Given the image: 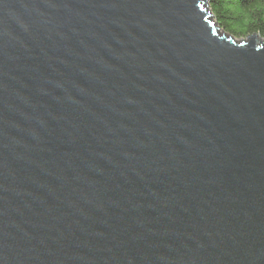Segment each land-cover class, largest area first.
Instances as JSON below:
<instances>
[{"label": "water", "instance_id": "water-1", "mask_svg": "<svg viewBox=\"0 0 264 264\" xmlns=\"http://www.w3.org/2000/svg\"><path fill=\"white\" fill-rule=\"evenodd\" d=\"M208 0H0V264H264V41Z\"/></svg>", "mask_w": 264, "mask_h": 264}, {"label": "trees", "instance_id": "trees-1", "mask_svg": "<svg viewBox=\"0 0 264 264\" xmlns=\"http://www.w3.org/2000/svg\"><path fill=\"white\" fill-rule=\"evenodd\" d=\"M223 31L235 38L264 37V0H209Z\"/></svg>", "mask_w": 264, "mask_h": 264}, {"label": "rangeland", "instance_id": "rangeland-1", "mask_svg": "<svg viewBox=\"0 0 264 264\" xmlns=\"http://www.w3.org/2000/svg\"><path fill=\"white\" fill-rule=\"evenodd\" d=\"M207 10H208V11L210 10V11L212 12L211 7H210L209 0H208V5H207ZM212 14H213V12H212ZM212 21L217 23V26H218V28L220 29V33H221V31H223V29H222V27L220 26V24L218 23V21H217V19H216V17H215L214 14H213V19H212ZM246 38H247V37H246ZM246 38H239L238 40H242V39H246ZM257 40L262 42V41H264V37H262V36L260 35L259 39H257Z\"/></svg>", "mask_w": 264, "mask_h": 264}]
</instances>
